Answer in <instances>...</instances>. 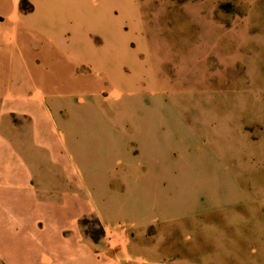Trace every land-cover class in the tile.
Listing matches in <instances>:
<instances>
[{
    "label": "crops",
    "instance_id": "1",
    "mask_svg": "<svg viewBox=\"0 0 264 264\" xmlns=\"http://www.w3.org/2000/svg\"><path fill=\"white\" fill-rule=\"evenodd\" d=\"M27 1L33 12L21 15V0H0L11 6L6 23L0 21V264H264V130L250 140L246 166L238 157L231 169L219 162L213 177L204 166L176 162L168 146L164 155L147 156L139 139L132 159L104 163L100 199L89 187L82 194L81 185L96 175L81 171L67 146L64 116H56L62 105L41 83L29 89L25 51L13 49L18 40L24 48L35 31L66 50L69 65L80 54L104 65L116 85L106 99L122 98L119 84L130 96L142 85L154 96L157 74L141 58L149 49L140 6L138 0ZM81 9L106 14L99 17L98 47L80 22ZM84 218L98 221L99 239L83 232Z\"/></svg>",
    "mask_w": 264,
    "mask_h": 264
},
{
    "label": "rangeland",
    "instance_id": "2",
    "mask_svg": "<svg viewBox=\"0 0 264 264\" xmlns=\"http://www.w3.org/2000/svg\"><path fill=\"white\" fill-rule=\"evenodd\" d=\"M138 3L149 49V55L141 58L158 77L154 96H148L144 85L130 96L126 86L119 84L122 98L106 99L116 85L104 65L87 62L81 54L69 65L72 59L66 50L62 53L35 31L24 48L19 40L15 49L8 47L25 51L29 89L41 83L42 92L62 105L63 113L56 116H64L67 146L83 174L96 175L81 185V193L89 187L95 199L105 192L104 163L132 159L139 139L147 156L164 155L169 147L176 162L204 166L213 177L219 162L230 168L238 157L246 166L250 140L264 130V0ZM23 6L31 9L19 10L21 15L33 12L27 0ZM10 13L9 3L0 5V21L6 23ZM102 13L80 11V22L91 29L97 47L103 44ZM18 66L17 79L24 75ZM80 97L85 100L82 104ZM113 188L119 190L118 185ZM111 203L116 206L119 199L114 196ZM81 227L96 240L103 234L94 218L81 220Z\"/></svg>",
    "mask_w": 264,
    "mask_h": 264
},
{
    "label": "trees",
    "instance_id": "3",
    "mask_svg": "<svg viewBox=\"0 0 264 264\" xmlns=\"http://www.w3.org/2000/svg\"><path fill=\"white\" fill-rule=\"evenodd\" d=\"M25 1H26V0L21 1L20 6H19V10H20L21 12H30L29 10H30L31 8H28V7H24V6H23V5H25Z\"/></svg>",
    "mask_w": 264,
    "mask_h": 264
}]
</instances>
